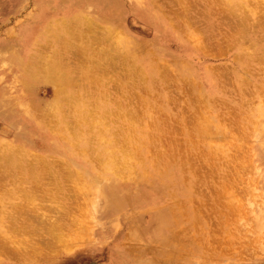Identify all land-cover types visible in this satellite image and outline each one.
Returning <instances> with one entry per match:
<instances>
[{"label": "rangeland", "instance_id": "obj_1", "mask_svg": "<svg viewBox=\"0 0 264 264\" xmlns=\"http://www.w3.org/2000/svg\"><path fill=\"white\" fill-rule=\"evenodd\" d=\"M88 95L107 122L74 120L82 101L98 115ZM57 99L80 147L54 128ZM117 104L139 155L118 150ZM0 140V210L18 215L0 211V264H264V0H0ZM26 151L60 183L12 179Z\"/></svg>", "mask_w": 264, "mask_h": 264}, {"label": "bare ground", "instance_id": "obj_2", "mask_svg": "<svg viewBox=\"0 0 264 264\" xmlns=\"http://www.w3.org/2000/svg\"><path fill=\"white\" fill-rule=\"evenodd\" d=\"M259 2V1H258ZM229 3V2H228ZM255 7V6H254ZM248 8V7H247ZM239 11V10H238ZM256 14V13H255ZM209 50V49H208ZM113 64V63H112ZM116 64V63H115ZM30 77V76H29ZM129 77V76H128ZM82 78V77H81ZM70 79H73V78H68V76L67 75H64V76H61L60 77V80L58 79V80H56V83H57V85H58V89H57V95L60 97L61 95H63L64 94V97L63 98H65V99H63L62 101H72V102H74V100L76 101V91L74 92V90L73 89H71L74 85H72L73 84V82H71V81H73V80H70ZM89 78V76H87V75H85L84 77H83V81L85 82V83H87V84H91L90 83V81L93 83V82H97V80L96 79H94V78H92V79H90ZM128 79V78H127ZM52 80H53V78H52ZM51 80V81H52ZM74 80H76L75 78H74ZM87 81H89V82H87ZM78 82V80L77 81H75V85L78 87V85H80L81 83H80V80H79V83L78 84H76ZM83 83V82H82ZM81 86V85H80ZM79 86V87H80ZM82 87H84V83H83V85H82ZM84 90H85V88H83ZM77 90V89H76ZM102 91V90H101ZM86 93H87V91H86ZM78 94V93H77ZM84 94H85V92H84ZM88 94H89V92H88ZM103 94V93H102ZM77 96H79V95H77ZM95 96V95H94ZM104 96V95H103ZM97 97V96H96ZM105 97V96H104ZM80 98V97H79ZM94 98V97H93ZM93 98L92 99H90L89 98V95H88V100L89 101H91V100H93ZM101 98V97H100ZM62 99V98H61ZM60 99V100H61ZM95 99V101H99V99H97L96 100V98H94ZM106 99V98H105ZM80 100V99H79ZM101 100H102V98H101ZM67 101V102H68ZM103 101V100H102ZM106 101V100H105ZM88 102V101H87ZM86 102V103H87ZM92 102V101H91ZM60 101H59V99H57L56 100V102H54L51 106H50V108H48L49 110H53L54 112L51 114V115H53L55 118H56V122H55V124H54V128L57 130V131H59V132H61V133H63V138L67 141V143L68 144H70L72 147H74V149L75 148H77V147H80L81 146V144L82 143H79V142H81V141H86V139L84 138V135H85V133H84V135H83V132H82V130H80V128L79 129H75L74 128V130L72 131L71 130V133H69L68 131H70L69 129H68V127L66 126V125H68L67 124V118H68V114H66V113H64L63 112V109H65V107H62L60 104ZM66 103V102H65ZM90 103V102H89ZM93 105H96V104H94V100H93ZM104 103V102H103ZM116 103V102H115ZM81 104H83V105H79V106H77V107H73L75 110H77L78 112H79V114L78 115H75L74 117H75V121H78L79 123H82L83 121L84 122H86V124H87V122H89V124L90 123H93V121H97V122H99V121H106L105 120V117H106V114H107V116H109L108 114L110 113V112H107V108H105V106H103V105H96V109H97V116H95L94 115V113H93V115H90V114H86L85 113V108L87 109V107L85 106V104L83 103V101H82V103ZM98 104V103H97ZM66 106H68L67 104H65ZM87 105H89V104H87ZM91 105V104H90ZM92 105V106H93ZM49 106V105H48ZM115 106H117L116 108H115V110L114 111H112L113 113H112V116L113 117H115V118H117V120H114L113 119V121L114 122H112V123H115V121L116 122H118V121H122V119H127L126 121H129V126H128V130H127V132H126V130H125V134L124 133H121L120 131H118L117 130V133L116 132H114V134L116 135V143H117V145H118V150H119V152H125V155L126 156H134L135 154L137 155H139V146H140V143H141V138L138 136V133L136 132V129L134 128V124H135V120H134V117H133V114H132V112L130 111V110H128V111H123V107H122V111H121V109H120V106L117 104V105H115ZM89 107V106H88ZM95 107V106H94ZM72 108V107H71ZM91 109H92V107H91ZM127 109V108H126ZM46 110V109H45ZM67 110V109H66ZM88 110V109H87ZM109 110V109H108ZM112 110V109H111ZM40 111V110H39ZM38 110H37V112H39ZM73 111V110H72ZM91 112H92V110H90ZM96 111V110H95ZM47 112V111H46ZM78 112H76V113H78ZM91 112H89V113H91ZM123 112V114H121ZM69 113H70V111H69ZM88 113V112H87ZM124 113H126L127 114V117H125L124 116ZM48 114H50L49 112H48ZM71 114V113H70ZM96 114V113H95ZM125 114V115H126ZM45 115V114H44ZM103 115V116H102ZM42 116V115H41ZM46 116V115H45ZM44 116V117H45ZM47 117V116H46ZM49 117V116H48ZM71 117V116H70ZM107 118H109V117H107ZM206 118V117H205ZM48 120V119H47ZM72 120V119H71ZM111 120V119H110ZM46 121V120H45ZM125 121V122H126ZM74 122V121H73ZM73 122H71V123H73ZM96 122V123H97ZM107 122V121H106ZM106 122H105V124H106ZM110 122V121H109ZM124 122V121H123ZM122 122V123H123ZM48 123V122H47ZM50 123V122H49ZM71 123H69V124H71ZM46 124V123H45ZM73 125V124H72ZM75 125V124H74ZM92 125V124H91ZM97 125V124H96ZM99 126H103V124L102 125H100V124H98ZM107 125H109L108 123H107ZM48 126H49V124H48ZM70 126V125H69ZM79 126V125H78ZM89 126V125H88ZM105 126V125H104ZM103 126V127H104ZM113 126V125H112ZM71 127V126H70ZM91 127V126H90ZM136 127V126H135ZM73 128V127H72ZM91 128H94V127H91ZM108 128L109 127H107V130H108ZM116 128V127H115ZM113 129V128H112ZM124 130V129H123ZM88 131H90V129L88 130ZM87 131V132H88ZM58 132V133H59ZM86 132V133H87ZM92 132V131H91ZM90 132V133H91ZM100 132V131H99ZM102 132V131H101ZM55 133V132H54ZM93 134V133H92ZM102 134V133H101ZM57 135V134H56ZM112 136H113V134H111ZM95 136V135H94ZM104 136V135H103ZM92 137V136H91ZM106 137V136H105ZM101 138H102V136H101ZM128 143V145H129V148L128 149H126L127 151H125V149L123 148V146H124V144H123V141L124 140ZM93 140V139H92ZM3 140H0V145L3 143L2 142ZM95 141V140H94ZM105 141V140H104ZM112 141H114V140H112ZM107 143V142H106ZM115 143V144H116ZM123 145V146H122ZM6 146L7 147H9V149L8 150H10V152H12V153H14V150H19V149H17L15 146H13V145H10V144H6ZM127 146V145H126ZM125 146V147H126ZM141 147V146H140ZM127 148V147H126ZM116 149V148H115ZM83 150H85V149H83ZM90 150V149H89ZM117 150V151H118ZM96 151V150H95ZM107 151H108V149H107ZM117 151H116V153H117ZM141 151V150H140ZM80 152H81V150H80ZM83 152H86V151H83ZM89 152V151H88ZM113 152H115V151H113ZM111 153V152H110ZM25 156L26 157H28L29 159H32L33 160V162H35V163H37V164H32V165H30V163H28V162H26L27 160H25V162H24V167H25V170H23V169H21V168H19L18 169V167H19V165H21L22 163H19V164H16L14 161H10V162H12L10 165H9V167H11V168H13V169H18V170H6V172H7V174H9V176L13 179H16V178H18V177H20V178H22L24 181L26 180V179H32V180H34V187H38V185L39 184H41V180L42 179H44L46 176H48V175H52V177H53V183H55L56 182V184H58V183H60V181H58L57 179H59V177H57L56 175H54V174H57V173H60V172H58V171H54V169H55V167H56V163L55 162H49V161H46L47 159L44 157V156H41V155H37V154H33V153H30V152H28V151H26L25 153ZM87 154V153H86ZM93 154V153H92ZM5 155V153L3 154L2 152H0V159L1 158H3L2 156H4ZM101 155V154H100ZM113 155V154H112ZM111 155V156H112ZM88 156V155H87ZM92 156H90V158H91ZM114 157V156H113ZM89 158V159H90ZM112 158V157H111ZM4 159H6V158H4ZM3 159V160H4ZM9 159V158H8ZM92 159V158H91ZM109 159V158H108ZM114 159V158H113ZM118 159V158H117ZM12 160V159H11ZM111 160V159H110ZM116 160V159H115ZM119 160V164H117V166L118 165H121V166H127V160L126 159H124L123 157H121L120 159H118ZM117 160V161H118ZM2 161V160H1ZM7 161V160H6ZM9 161V160H8ZM57 161V160H56ZM100 161V160H99ZM4 162V161H3ZM32 162V161H31ZM93 162V161H92ZM98 162V161H97ZM102 162V161H101ZM110 162V161H109ZM112 162H114V161H112ZM116 162V161H115ZM1 163V162H0ZM103 163V162H102ZM118 163V162H117ZM40 164H42L43 166H45V167H48V169L47 170H45V169H43V167L40 165ZM105 164V163H104ZM106 164H108V163H106ZM113 164V163H112ZM8 165H7V168H8ZM35 166V167H31V166ZM99 165V164H98ZM100 165H102V164H100ZM116 165V164H115ZM5 166V165H4ZM96 166V165H95ZM102 166H104V165H102ZM120 166V167H121ZM6 168V167H5ZM103 168V167H102ZM112 168V167H111ZM115 168V167H114ZM122 168V167H121ZM120 168V169H121ZM39 169V170H38ZM42 169V170H41ZM60 169V168H59ZM116 169V168H115ZM117 169H119V167L117 168ZM123 169V168H122ZM130 169H131V167H130ZM55 170H57V169H55ZM100 170V169H99ZM114 170V169H113ZM125 170H126V168H125ZM125 170H123V172L125 171ZM103 171V170H102ZM108 171V170H107ZM111 171H112V169H111ZM127 171H128V169H127ZM2 172H3V170H2ZM114 173V172H113ZM119 173H122L121 171L119 172ZM60 174H62V173H60ZM77 174H79V172H77ZM58 175V174H57ZM80 175V174H79ZM117 175H118V173H117ZM122 175V174H121ZM1 176V175H0ZM78 176V175H77ZM116 176V175H115ZM74 177V176H73ZM82 177V176H81ZM81 177H75V178H77L78 180H80V178ZM47 178V177H46ZM69 178V177H68ZM71 178V177H70ZM119 178V177H118ZM51 179V178H50ZM82 179V178H81ZM23 180H21V181H23ZM60 180V179H59ZM72 181H73V179H72ZM26 183V182H25ZM14 184V183H13ZM14 186H16V184L14 185ZM22 186H23V184H21V186H19V183H18V187H16L15 189H21L22 188ZM33 187V186H32ZM14 189V188H13ZM75 189V188H74ZM23 192V191H22ZM13 194H15L14 192H13ZM8 195H10L9 193H8ZM22 196V195H21ZM25 199H26V201H27V204L29 205V203H34L35 202V197L32 195V194H25ZM1 197V196H0ZM6 197H8V196H6ZM23 197V196H22ZM3 199H4V196L2 197ZM1 198V199H2ZM6 200V199H5ZM5 200H4V202H5ZM9 200V199H8ZM1 201V200H0ZM6 202H8L7 200H6ZM1 203V202H0ZM14 203H16V201L14 202ZM13 203V204H14ZM19 204V203H18ZM0 207H1V205H0ZM2 207H3V205H2ZM5 208V207H4ZM8 208H10V207H8ZM6 209V208H5ZM5 209H3L2 208V210H0V211H2L3 213H4V215H7V216H9V221H10V223L11 224H13L14 222H16L17 221V214H15V213H7L6 211H7V209H6V211H5ZM27 210V209H26ZM9 212V211H8ZM25 212H27V211H25ZM24 214V213H23ZM27 217V216H26ZM1 220H4L3 219V216H0V221ZM30 220V219H29ZM28 220V221H29ZM2 222V221H1ZM9 226V225H8ZM18 226V225H17ZM29 227V226H28ZM13 228V227H12ZM63 228V227H62ZM14 229V228H13ZM46 229V228H45ZM21 230V229H20ZM28 230H30V229H28ZM50 230V229H49ZM55 230V229H54ZM22 231V230H21ZM24 231V230H23ZM22 231V232H23ZM9 232H11V231H9ZM45 232H47V231H45ZM55 232V231H54ZM54 232L52 233V234H54ZM3 234V233H2ZM28 234V233H27ZM62 234V233H61ZM65 234V233H64ZM56 234H54L53 236H55ZM75 235V234H74ZM65 237H67V236H61V235H56L54 238L57 240V241H60V245L62 244L63 245V247H62V245H61V247H62V249H68V250H66V251H70L71 249L73 250V249H77L79 246H81L82 244H80L79 245V242L81 241V239H77V240H72L71 238V240L67 237V238H65ZM50 239V238H49ZM30 241V240H29ZM65 241V242H64ZM84 241V240H83ZM62 242V243H61ZM53 243V242H52ZM81 243V242H80ZM53 247V246H52ZM55 250H57V249H55ZM56 251H54V253H55ZM60 252V251H59ZM65 252V251H64ZM26 253V252H25ZM67 253V252H66ZM34 254V253H33ZM57 254V252L55 253V255Z\"/></svg>", "mask_w": 264, "mask_h": 264}]
</instances>
